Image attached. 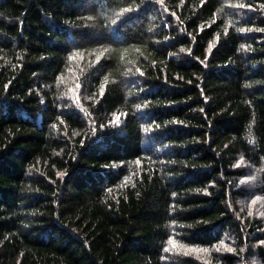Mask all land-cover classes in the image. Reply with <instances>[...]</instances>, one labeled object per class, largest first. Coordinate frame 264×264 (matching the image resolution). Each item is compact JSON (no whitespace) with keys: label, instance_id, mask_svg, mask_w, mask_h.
I'll list each match as a JSON object with an SVG mask.
<instances>
[{"label":"trees","instance_id":"16d2710c","mask_svg":"<svg viewBox=\"0 0 264 264\" xmlns=\"http://www.w3.org/2000/svg\"><path fill=\"white\" fill-rule=\"evenodd\" d=\"M261 29L264 0H0V264H264Z\"/></svg>","mask_w":264,"mask_h":264},{"label":"snow or ice","instance_id":"6c2138e0","mask_svg":"<svg viewBox=\"0 0 264 264\" xmlns=\"http://www.w3.org/2000/svg\"><path fill=\"white\" fill-rule=\"evenodd\" d=\"M158 2L162 3L163 0H158ZM130 9H125L124 11H129ZM240 31H243V29H241ZM261 31H264V29H261ZM243 47V45L241 46ZM103 94V93H102ZM249 143H253L252 139H249ZM243 158H241V160L238 162V165L240 163H243ZM58 175H63L62 173L58 174ZM249 179H252L251 177H249ZM243 183V182H242ZM261 199V197H256L255 199H253L252 203L254 204L256 202V200ZM261 243H264V241H262ZM165 251H168V249L166 248ZM217 251H219V249H217ZM228 251H234L233 249L229 248ZM241 251H243V249H241Z\"/></svg>","mask_w":264,"mask_h":264}]
</instances>
